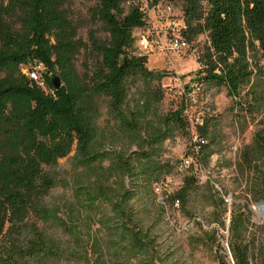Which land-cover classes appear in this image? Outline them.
I'll return each mask as SVG.
<instances>
[{"label":"trees","instance_id":"1","mask_svg":"<svg viewBox=\"0 0 264 264\" xmlns=\"http://www.w3.org/2000/svg\"><path fill=\"white\" fill-rule=\"evenodd\" d=\"M168 2L182 5L181 37L188 44L209 39L197 53L201 69L189 94L225 88L239 129L258 126L238 168L252 175V194L264 201V0ZM69 3L0 0V264H169L156 232L166 213L157 198L177 164L165 158L164 146L187 135L197 159L206 162L216 122L197 124L194 140L187 97L167 113L160 110L161 89L129 103L130 82L150 85L165 75L148 69L146 55L134 54V32L147 25L137 0H95L90 15L104 37L91 31L89 43ZM82 52L96 60L84 74L76 65ZM39 65L45 71L37 79L25 72ZM51 72L63 81L58 89ZM103 101L117 125L112 136L119 137V150L106 147ZM66 158L76 172L72 197L50 203ZM197 183L194 174L185 177L171 205L186 206ZM213 203L214 213L222 212L217 224L225 227L227 204L221 198ZM250 215L249 209L231 211L228 245L235 264H253ZM217 233L209 235L215 243Z\"/></svg>","mask_w":264,"mask_h":264},{"label":"rangeland","instance_id":"2","mask_svg":"<svg viewBox=\"0 0 264 264\" xmlns=\"http://www.w3.org/2000/svg\"><path fill=\"white\" fill-rule=\"evenodd\" d=\"M154 1L137 0L145 12L147 25L134 32L137 38L134 54L146 55L148 69L165 75L159 83L155 81L150 85L142 79L130 82L129 103L133 105L138 97H144L149 89H161L164 99L160 103V110L163 113L176 110L187 97L189 101L186 112L190 130L194 135L196 125L204 119L210 118L216 122L214 142L205 151L206 154H212L206 162L197 159L187 135L177 136L165 143V158L171 160L172 165H177L164 185L158 189L157 203L166 209L161 218L162 222L157 226L158 241L165 254L171 255L169 264H235L228 245L231 211L246 212L249 209L253 227L250 228L247 241L256 249L253 264H261L264 256V216L260 207L264 201L252 194V175L244 176L238 168L240 156L245 148L251 145L258 126L252 124L245 132L239 129L232 110V100L225 88H195L189 94L188 86L193 85L201 69L197 53L209 45V39L207 35H203L196 42L190 43L187 49H172L174 35L171 25L172 21L180 19L182 5L175 4L174 7L169 5V0L160 1L158 4ZM94 5L95 0H70L69 3L72 16L82 22L80 37L88 43L91 31L100 38L104 37L100 26L92 23L90 9ZM129 5L130 3L126 4L127 7ZM142 36L152 44L148 51L139 46L138 40ZM95 63L96 60L91 55L82 52L76 61L77 70L84 74L87 67L93 69ZM29 70L39 77L45 68L42 65L25 68V72ZM52 75L51 72L50 76ZM61 83L63 84V81ZM101 104L102 117L99 123L109 135L107 150H119L121 141L118 136H112L117 131V125L108 116L106 103L103 101ZM196 138L195 135L194 140ZM71 159L60 161L58 170L63 181L50 194V203L61 205L72 197V178L76 172L72 168ZM262 169L264 171V166ZM192 174L198 178V183L190 195L189 202L186 206H180L178 203L172 206L169 197L179 191L185 177ZM214 198H221L227 204V214L223 217L225 227L217 224L216 215L220 216L222 212L214 213ZM213 230L218 231L217 243L213 241V236L209 237Z\"/></svg>","mask_w":264,"mask_h":264},{"label":"built area","instance_id":"3","mask_svg":"<svg viewBox=\"0 0 264 264\" xmlns=\"http://www.w3.org/2000/svg\"><path fill=\"white\" fill-rule=\"evenodd\" d=\"M171 26H172V31L174 35V39L171 42V48L174 50L187 49L189 47V44L181 37V31L186 28L185 22L180 18L177 21L176 20L172 21ZM138 43H139L140 48L143 49L144 51H148L152 47V44L145 36H142L138 40ZM31 77L34 79H37V76L35 73H32Z\"/></svg>","mask_w":264,"mask_h":264},{"label":"water","instance_id":"4","mask_svg":"<svg viewBox=\"0 0 264 264\" xmlns=\"http://www.w3.org/2000/svg\"><path fill=\"white\" fill-rule=\"evenodd\" d=\"M52 84L53 86L58 89L61 86V80L59 78V76L57 75V73L55 72L54 75L52 76Z\"/></svg>","mask_w":264,"mask_h":264},{"label":"bare ground","instance_id":"5","mask_svg":"<svg viewBox=\"0 0 264 264\" xmlns=\"http://www.w3.org/2000/svg\"><path fill=\"white\" fill-rule=\"evenodd\" d=\"M261 210H262V213H263V216H264V203L263 204H261Z\"/></svg>","mask_w":264,"mask_h":264}]
</instances>
